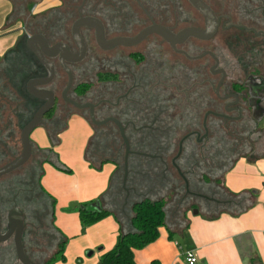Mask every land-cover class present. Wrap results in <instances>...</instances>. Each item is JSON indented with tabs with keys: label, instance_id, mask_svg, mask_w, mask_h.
<instances>
[{
	"label": "flooded vegetation",
	"instance_id": "obj_1",
	"mask_svg": "<svg viewBox=\"0 0 264 264\" xmlns=\"http://www.w3.org/2000/svg\"><path fill=\"white\" fill-rule=\"evenodd\" d=\"M203 1L218 19L217 30L211 37L189 36L172 45L162 35L152 32L135 44L110 45L108 42L117 38H134L155 24L174 34L188 27L206 29V19L190 0H72L75 10L66 14L60 10L64 1L59 0L57 7L48 10L52 20H40L41 27L30 33L27 40L31 35L41 33L51 46L66 43L76 54L80 47L73 35L74 23L80 17H92L100 22L105 44L102 46L99 43L96 27L82 26L80 35L84 56L79 61L66 62L73 75V85L67 97L84 107H77L63 96L68 74L61 65L62 52L50 57L55 76L51 82L37 88L55 93V104L49 112L58 114L61 111L63 119L48 118L47 112L33 132L43 127L49 128L50 132L61 129L67 126L66 118L73 112L81 114L90 125L92 140L120 138L124 143L125 135L132 150L129 155L132 165L135 158L142 154L165 163L162 155L141 150L139 143L151 136L154 140H161L164 136L169 138L178 128L183 133L180 139L182 153L200 146L203 148L212 136L219 135L223 125L233 127L234 131L237 128L240 137L249 136L257 127L262 128L264 0ZM38 63L39 71L35 63L26 68L35 69L25 83L27 95L22 96L17 89V103L13 110L15 116L8 118L10 123L6 124V119L0 116V168L22 153V129L45 103L31 95L27 88L30 79L47 75L45 67L39 60ZM1 67L0 90L6 84L9 90L15 88L13 80L8 81L6 61ZM95 67L100 68L96 75V88L95 83L88 81L91 79L89 72ZM59 69L67 76V83L60 94ZM36 70L38 73H35ZM7 108L8 104L5 103L0 113L7 111ZM173 112L176 113L175 118ZM117 123L124 128L123 132ZM2 128L6 129L7 134L2 132ZM13 134L17 138L21 136L20 147L10 138ZM31 144L30 158L23 165L0 176L1 235L6 236L9 232L8 212L15 206L19 207L24 213L25 248L28 228H39L36 221L38 206L41 208L43 203L48 204L46 199L38 201L36 198V185L44 198L47 197L41 189L44 166L50 163L56 168L60 164L59 156L52 149L40 148L33 139ZM101 151L105 150L102 148ZM106 156H101V160L107 159ZM176 164L181 170V164ZM187 165L190 167V163ZM14 233L0 242V264H7L10 241L16 250Z\"/></svg>",
	"mask_w": 264,
	"mask_h": 264
},
{
	"label": "crops",
	"instance_id": "obj_2",
	"mask_svg": "<svg viewBox=\"0 0 264 264\" xmlns=\"http://www.w3.org/2000/svg\"><path fill=\"white\" fill-rule=\"evenodd\" d=\"M59 4V0H37L31 11L39 15ZM23 6L18 14V5L14 0H0V70L6 54L12 51L15 57L22 44L27 45L30 33L24 19L26 17H22L26 10ZM8 91L14 95L13 88ZM73 113L66 118L67 126L52 132L43 127L39 136L33 138L40 148L52 149L63 165L67 162L60 148L68 141L66 134L72 123L79 120L84 126H89L83 115ZM53 117L62 118L61 111L53 113ZM42 132L44 138L40 136ZM84 141V148L87 145L88 151L92 141L91 128ZM82 157L83 153L80 159ZM93 157L98 156L87 157L91 164L84 160L85 168L76 170L81 171L82 177L88 176V179L82 180L74 171H60L50 163L44 166L41 179L42 186L55 198L53 225L57 237L70 247H76V242H71L72 238L80 235L82 230L78 206L98 201L101 209L110 211L109 216L88 227L87 238L81 240L84 247L89 248L86 251L88 256L95 255L97 250L100 252L99 258L90 259V264L100 262L102 253L115 247L121 230L131 229L135 202L129 197L116 201L110 194L118 162L113 160L114 163H111L108 158L102 161L101 157L92 160ZM222 188L233 200H214L215 203L201 209L202 212L198 210L197 216L182 210L174 219L166 211V223L160 228L159 238L145 248L136 250V264H151L153 260H158L159 264H188L185 257L187 252L196 255L197 264H264V157H239L225 172ZM73 202L78 203L76 208H71ZM217 208H220L217 213H207ZM53 254L50 250L49 258Z\"/></svg>",
	"mask_w": 264,
	"mask_h": 264
},
{
	"label": "rangeland",
	"instance_id": "obj_3",
	"mask_svg": "<svg viewBox=\"0 0 264 264\" xmlns=\"http://www.w3.org/2000/svg\"><path fill=\"white\" fill-rule=\"evenodd\" d=\"M14 1L18 5V14H20L21 12L20 7L22 6V4L24 5L23 8L26 7V10H24V14L22 15V17H26L24 19H26L25 21L28 24L27 30L29 31V33H33L39 30V28L41 27V24H39L40 20H52V15L49 11H43L39 15H34L32 13L31 7L37 0ZM63 1V7H61V9L59 8L61 11L66 14L68 13V11L71 12L75 10V4H72V0ZM81 1L82 0H79V2ZM66 29L68 32V27ZM33 55L34 54H32L27 48V45L25 43L22 44L21 49L15 56V59L20 64L19 69H26L27 67H29V65L35 63L37 70L39 71L38 63ZM229 68L232 67L230 66ZM99 72V67H95L94 70L89 72V76L91 79L88 81H90L91 83H95V88L96 75ZM1 73L2 70L0 72V75ZM59 74L60 79L58 91L60 94L61 89L67 83V76L61 69H59ZM9 79L11 78L9 77L8 81ZM22 80L23 77H21L20 82H22ZM4 88L0 90V95L5 90H9L7 84L4 86ZM19 91L22 96L23 94L25 95L24 89L22 90L20 88ZM1 97L3 96H0V98ZM13 97L16 98V94ZM5 103H9L8 110L5 112L4 110H2L0 116L6 119V124H9L10 122L8 121V118L12 116V106L15 107L14 105L15 103H17V100H0V108L3 107ZM64 106L65 105L63 104L61 105L62 108H64ZM68 107L71 108V106ZM172 115L175 118L176 113L173 112ZM89 126H84V124H82L79 120H74V122L72 123L70 130L66 134V136H68V141H66L65 144L60 148L63 152V157L67 162V164H65L64 166L71 169V171L76 172L78 168H85L83 165L84 160H87L90 163L88 158H90L91 156L98 155L100 159L101 156H104L106 154V158L110 159L111 163H114V161L111 159H114L118 162V171L114 175L112 181V191L110 193L111 195H113L116 201L127 197L135 201L143 198H151L154 200L161 198L166 202V211L168 216L174 219L180 215L179 212H182V210L190 213V215L197 216L195 211L199 210L202 212L201 209L207 208V205H212V203L214 202L213 200L218 201L220 199L219 197L227 199L228 196L222 188V172L225 170V168L229 167L231 161L236 159V157L244 154H247L250 159L264 157V124H261L260 127L262 128H255L254 131L249 134V136L245 137L238 136L237 128L234 131L233 127L229 125H223L220 128V133H218L219 135L212 136L210 138L211 141H207L206 145L203 148L200 146L193 151H188V153L186 151H184V153L181 152L179 159L175 160L176 163H179L182 166L181 171L188 180L187 188L184 178L180 175L177 168L173 164V160L179 152L180 139L183 134L182 130L178 128L177 130H174V134L172 133L171 137L169 138H166V136H164V138L161 140H154L151 136L145 141H140L139 144H141V150L151 154L162 155L164 157L165 163L161 162L158 158H152L148 156L146 157V155L144 154L138 155L136 158L134 157L136 161L134 160L132 162V165L131 161L129 160V173L126 184L124 185L125 146L123 141L120 138H113L109 141H100L93 139L89 145V151H87V145L84 148V136L89 132ZM40 130L41 128L36 129L35 132L32 133L31 139L39 136ZM2 132H5V134H7L5 128H2ZM40 136H43V138L45 137L43 132L40 134ZM10 138H12L16 146H21L20 135L17 138L16 135L13 134L10 135ZM102 148L105 151H101ZM106 148L108 149V151L106 150ZM56 152L60 154L58 150ZM82 153L83 159H80ZM6 159H10V157H6ZM92 160H97V158L93 157ZM179 160L182 162L180 163ZM187 163H190V167H188ZM216 170H219V172ZM76 174L81 176L82 180L89 178L88 176L82 177L81 171L76 172ZM216 180H220L221 183H215ZM35 191L38 201L46 199L45 201L47 203L50 204L52 202L51 199L47 197L44 198L42 192L39 191L38 185H36ZM192 192L198 193V195H205L212 199L201 195H194ZM115 207L116 209H118L116 205ZM219 209L220 208H217L215 210L213 209L214 211L211 209L212 211L207 213H217ZM36 219L39 228L38 230L33 227L28 228V231L26 233L27 239L25 238V251L27 255H29L30 258L34 259L37 264H46L49 258V251L51 250L52 253H55L58 249L57 246L59 245L61 239H58L56 230H54L52 223L44 218L41 209L36 210ZM87 229L84 232L81 231L80 235L72 238L73 241L71 242H76V247H70L67 244L68 246L66 245L65 248V260L62 261L57 259V261L55 262L56 264H90V259L99 258L98 255L100 252H98V250L96 251L95 255L88 256L86 254V251L89 248L84 247V243L81 242L83 238H87ZM29 238L31 240L28 241ZM8 244L9 248L13 251L14 248L12 241H10ZM80 247L82 248L80 249ZM104 253H102V255ZM6 261L7 264H21L18 261L17 257L13 256L11 260L7 256ZM96 264H100V262H97Z\"/></svg>",
	"mask_w": 264,
	"mask_h": 264
},
{
	"label": "water",
	"instance_id": "obj_4",
	"mask_svg": "<svg viewBox=\"0 0 264 264\" xmlns=\"http://www.w3.org/2000/svg\"><path fill=\"white\" fill-rule=\"evenodd\" d=\"M193 5L205 16L206 19V29H200L197 27H188L183 29L179 34L172 33L169 29L162 27L160 25H153L141 31L136 37L134 38H117L111 42H108L110 45H117V44H135L141 41L144 37L152 32H156L166 38L168 41L175 45L176 42L181 41L189 36H197L200 38H207L214 35L217 30L218 26V19L215 17L213 10L210 6L205 3L203 0H190ZM82 26H93L96 27L98 32V41L99 43L104 46V36L101 33V26L100 22L92 17H80L73 26V35L80 47V51L78 53H73L70 50V47L66 43H56L54 45H50L47 38L41 34H34L31 35L27 40V47L30 51L38 58L41 64L45 67L47 71V75L45 77H37L32 78L29 80L27 88L28 92L38 98H41L45 101V103L37 110L34 114L33 118L26 124V126L22 129V146L23 150L22 153L14 160L9 162L8 164L4 165L0 168V176L5 175L14 169L18 168L19 166L23 165L31 156L32 154V144H31V133L33 130L38 126L44 115L49 112L54 104H55V93L49 89H38V85L48 84L52 81L55 76V67L50 60L51 56L56 55L59 52H62V56L60 57L61 65L64 70L68 74V83L63 91V96L68 102H72L77 107H84V105L78 104L75 101L70 100L67 97L68 91L71 89L73 85V75L71 70L69 69L66 62L71 61H79L84 56V48L82 45V38L80 35V28ZM94 119V118H93ZM123 132V127L117 123ZM124 144H125V160H124V185L126 184L128 173H129V155L132 153L130 142L124 135ZM182 151V143H180V149L177 156L174 158L173 162L175 166L178 168V172L184 178L186 182V186L188 188V180L185 175L182 173L180 168L177 166L175 160L180 155ZM201 196L207 197L205 195L199 194ZM209 198V197H207ZM212 199V198H209ZM78 203L73 202L70 204L71 208H76ZM81 207V206H78ZM89 209L94 210H102L100 207V202L96 201L88 205ZM198 210L195 211L197 213ZM8 228L9 232L6 236L1 235V218H0V242L5 241L8 237L15 231L14 233V241L16 247V253L18 261L21 264H37L32 258H30L24 247L23 243V232H24V213L23 211L15 206L8 212Z\"/></svg>",
	"mask_w": 264,
	"mask_h": 264
},
{
	"label": "trees",
	"instance_id": "obj_5",
	"mask_svg": "<svg viewBox=\"0 0 264 264\" xmlns=\"http://www.w3.org/2000/svg\"><path fill=\"white\" fill-rule=\"evenodd\" d=\"M13 54L14 52L12 51L6 54L5 61H6V64L8 65V67H6L7 75L12 80H14L13 85L16 86L15 88L13 87V92L15 93L17 92V89L19 90L20 88L22 90L24 89L25 91V88H24L25 83L28 80V78L32 75L35 68L27 69V70L19 69L20 64L15 59ZM33 56L38 63V60L36 59L35 55ZM21 77H23L22 82H20ZM15 94L18 96V93H15ZM0 96H3L0 98L1 101H4V99H6L7 101H10V99H15L13 96L9 94V91H6V92L4 91ZM14 108L15 107L12 106V110H11L12 116H15L13 112ZM52 115H53V112H49L46 115V117L49 118V117H52ZM25 118L27 119L29 118V116ZM46 150H49V149H46ZM185 151L188 153V150H185ZM243 156L248 157L247 154L239 155L238 157H236V159L231 161L229 167L225 171H228L232 167V165L235 163V161L239 157H243ZM56 168L66 173L72 172L71 169L64 166L62 163L58 164ZM218 182L221 183L220 180H216L215 183H218ZM41 189L43 193L47 196V198L51 199L52 202L46 205L45 203H43L41 208L38 206V209L42 210L44 218L47 221H50L53 225L54 215H55L54 214L55 198L43 187H41ZM227 196H228L227 199H223L219 196L218 197L220 198L219 200L221 201L232 199V197H230L228 194ZM91 203L92 202L81 204L80 205L81 207H78L77 209L79 213V219H80V223L82 227V230H81L82 232H84L87 229V227L101 221L102 219L110 215V211L106 209H102V210L89 209L88 205ZM213 203H215V201ZM165 223H166V202L164 199L160 198V199L154 200L151 198H143V199H139L135 201L133 203V216L131 219V229L128 231H124V230L120 231L118 241L115 247L105 252L101 256L100 264H136V260H135L136 250L143 249L149 244L155 242L159 238L160 228L163 225H165ZM65 246H66V241L60 240V243L57 246L58 247L57 251L52 255V257L48 259L46 264H56L55 262L57 261V259L64 261L65 260ZM13 248H14V245H13ZM12 256L17 257L15 248L13 249V251L9 250L8 258L11 260ZM151 264H159V261L153 260Z\"/></svg>",
	"mask_w": 264,
	"mask_h": 264
},
{
	"label": "built area",
	"instance_id": "obj_6",
	"mask_svg": "<svg viewBox=\"0 0 264 264\" xmlns=\"http://www.w3.org/2000/svg\"><path fill=\"white\" fill-rule=\"evenodd\" d=\"M185 257H186V261L188 264H197L198 263V259L193 252H187Z\"/></svg>",
	"mask_w": 264,
	"mask_h": 264
}]
</instances>
